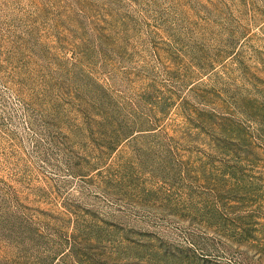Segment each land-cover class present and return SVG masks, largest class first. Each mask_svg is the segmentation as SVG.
<instances>
[{"label": "rangeland", "instance_id": "1", "mask_svg": "<svg viewBox=\"0 0 264 264\" xmlns=\"http://www.w3.org/2000/svg\"><path fill=\"white\" fill-rule=\"evenodd\" d=\"M0 264H264V0H0Z\"/></svg>", "mask_w": 264, "mask_h": 264}]
</instances>
